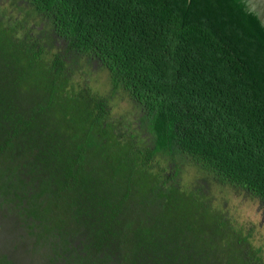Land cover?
Returning a JSON list of instances; mask_svg holds the SVG:
<instances>
[{
  "label": "trees",
  "instance_id": "obj_1",
  "mask_svg": "<svg viewBox=\"0 0 264 264\" xmlns=\"http://www.w3.org/2000/svg\"><path fill=\"white\" fill-rule=\"evenodd\" d=\"M14 2L34 24L0 13V206L46 259L264 264L175 160L157 163L186 159L264 213V84L207 13L180 29L167 0ZM80 67L104 71L134 126Z\"/></svg>",
  "mask_w": 264,
  "mask_h": 264
},
{
  "label": "rangeland",
  "instance_id": "obj_2",
  "mask_svg": "<svg viewBox=\"0 0 264 264\" xmlns=\"http://www.w3.org/2000/svg\"><path fill=\"white\" fill-rule=\"evenodd\" d=\"M0 13L20 19L25 23L34 24L22 7L14 0H0ZM75 83H88L93 93L111 97L109 104L111 114L125 123L134 126L131 108L120 91L111 94V86L103 70H84L79 68L75 74ZM157 163L165 168L169 167L171 160L179 167L180 178L187 191L202 193L213 213L222 216L231 227L239 231L254 249H260L264 258V213L258 203L244 194L238 193L228 186H220L212 182L206 175L189 163L186 159L162 155ZM6 254L13 264H65L61 259L51 263L46 259L47 248L38 247L30 234L29 228L19 221L7 209L0 206V254Z\"/></svg>",
  "mask_w": 264,
  "mask_h": 264
},
{
  "label": "water",
  "instance_id": "obj_3",
  "mask_svg": "<svg viewBox=\"0 0 264 264\" xmlns=\"http://www.w3.org/2000/svg\"><path fill=\"white\" fill-rule=\"evenodd\" d=\"M167 1L184 20L180 29L189 25L192 13L205 11L210 28L226 36L264 84V0Z\"/></svg>",
  "mask_w": 264,
  "mask_h": 264
}]
</instances>
